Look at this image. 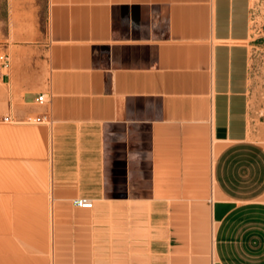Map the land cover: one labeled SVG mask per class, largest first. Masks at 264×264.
I'll list each match as a JSON object with an SVG mask.
<instances>
[{"label":"crops","instance_id":"1","mask_svg":"<svg viewBox=\"0 0 264 264\" xmlns=\"http://www.w3.org/2000/svg\"><path fill=\"white\" fill-rule=\"evenodd\" d=\"M251 7L47 0L45 34L27 23L4 53L0 118L50 123L36 122L49 143L45 176L4 184L0 264H264ZM200 216L215 225L209 263L187 240V219Z\"/></svg>","mask_w":264,"mask_h":264},{"label":"rangeland","instance_id":"2","mask_svg":"<svg viewBox=\"0 0 264 264\" xmlns=\"http://www.w3.org/2000/svg\"><path fill=\"white\" fill-rule=\"evenodd\" d=\"M251 6L252 34L248 42L250 59L247 91L249 130L251 139L264 145V0H251ZM32 22L36 34H45L48 22L47 0H0V56L14 43L15 35L24 33L25 25ZM42 128L35 119L15 121L12 124L0 123V198L2 194L5 200L9 198L10 193L7 191L10 186L4 185L9 179L45 176L43 170L49 161V143ZM1 203L0 200V211L7 210L9 202ZM9 220L7 216L0 217L2 237L8 235ZM187 226L190 230L187 240L193 248L191 255H201L209 263L215 229L213 221L210 217H192L187 219Z\"/></svg>","mask_w":264,"mask_h":264},{"label":"built area","instance_id":"3","mask_svg":"<svg viewBox=\"0 0 264 264\" xmlns=\"http://www.w3.org/2000/svg\"><path fill=\"white\" fill-rule=\"evenodd\" d=\"M9 67H10L9 57L7 55H1L0 56V80L2 79V77L5 76V73H7V71L9 70ZM37 101L41 104L46 102L45 95L39 96ZM1 121L5 122V123H14L15 122V120L10 116L0 118V122ZM36 122L39 124L50 123V121L47 119V117L37 118ZM74 204L77 207L83 208V209H92L94 206V203L88 199H77Z\"/></svg>","mask_w":264,"mask_h":264}]
</instances>
